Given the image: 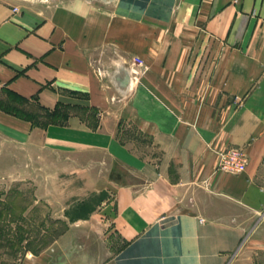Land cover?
<instances>
[{
    "label": "crops",
    "instance_id": "obj_1",
    "mask_svg": "<svg viewBox=\"0 0 264 264\" xmlns=\"http://www.w3.org/2000/svg\"><path fill=\"white\" fill-rule=\"evenodd\" d=\"M0 137L112 195L23 264H264V0H0Z\"/></svg>",
    "mask_w": 264,
    "mask_h": 264
},
{
    "label": "rangeland",
    "instance_id": "obj_2",
    "mask_svg": "<svg viewBox=\"0 0 264 264\" xmlns=\"http://www.w3.org/2000/svg\"><path fill=\"white\" fill-rule=\"evenodd\" d=\"M34 122L46 119L39 116ZM78 164L74 155L53 152L42 142L20 144L0 137V264L51 254L71 225L89 224L85 219L93 213L96 223L109 222L104 211L111 193L87 183L90 178Z\"/></svg>",
    "mask_w": 264,
    "mask_h": 264
},
{
    "label": "built area",
    "instance_id": "obj_3",
    "mask_svg": "<svg viewBox=\"0 0 264 264\" xmlns=\"http://www.w3.org/2000/svg\"><path fill=\"white\" fill-rule=\"evenodd\" d=\"M14 10L18 11L19 9L18 7H15ZM146 68L145 61L142 58L135 56L133 58L132 66L130 67V71L134 75L133 81L138 80L140 73L142 70H146ZM97 70L101 76H104L105 73L101 67H97ZM236 102L241 103V98H236ZM247 160V152L244 149L231 147L220 153L219 168L229 173H240L246 169Z\"/></svg>",
    "mask_w": 264,
    "mask_h": 264
},
{
    "label": "trees",
    "instance_id": "obj_4",
    "mask_svg": "<svg viewBox=\"0 0 264 264\" xmlns=\"http://www.w3.org/2000/svg\"><path fill=\"white\" fill-rule=\"evenodd\" d=\"M26 117H29L31 119H36L37 117H45L46 122L45 123H36L39 126H47L50 123H56L58 122L60 119H63V121L65 119H67V113L66 112H62L60 109L54 110V111H49V110H44V115H35V114H24Z\"/></svg>",
    "mask_w": 264,
    "mask_h": 264
}]
</instances>
